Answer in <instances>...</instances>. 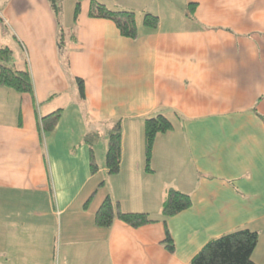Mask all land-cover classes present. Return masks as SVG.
Returning a JSON list of instances; mask_svg holds the SVG:
<instances>
[{"label": "crops", "instance_id": "0c3cea01", "mask_svg": "<svg viewBox=\"0 0 264 264\" xmlns=\"http://www.w3.org/2000/svg\"><path fill=\"white\" fill-rule=\"evenodd\" d=\"M55 1L59 21L50 0H0V47L33 86L32 97L0 85V264H54L56 252L57 264H190L209 240L244 228L257 232L252 259L264 264V0H98L136 12V39L89 18L90 0L75 21L77 0ZM144 13L158 17L155 30ZM57 110L54 130L40 132L39 117ZM157 114L173 128L156 136L147 167L144 121ZM117 121L120 167L109 175ZM169 189L192 204L164 217ZM107 196L154 222L96 226Z\"/></svg>", "mask_w": 264, "mask_h": 264}, {"label": "trees", "instance_id": "16d2710c", "mask_svg": "<svg viewBox=\"0 0 264 264\" xmlns=\"http://www.w3.org/2000/svg\"><path fill=\"white\" fill-rule=\"evenodd\" d=\"M52 11L58 20L60 18V7L55 0H50ZM81 0H77L74 6L73 20L75 21L80 11ZM88 17L92 19H106L112 21L120 34L128 39H136L139 36L137 26V14L133 10L109 9L98 0H90ZM59 21V20H58ZM144 27L155 30L158 27L159 19L151 13H144L142 17ZM60 27L58 34V44L60 49L65 45L66 34ZM74 41L75 35L71 36ZM61 49V50H62ZM13 58V51L7 47H0V85L13 89L19 93H27L33 97V86L30 73L27 67L19 69L10 64ZM79 94L84 97V82L81 78H76ZM60 110L54 111L38 119L40 132H50L54 130L59 118ZM173 128L170 120L157 114L147 117L144 121V147L145 160L148 167L155 138L160 133H165ZM92 138L91 135L88 136ZM88 138V139H89ZM122 130L120 121L115 122L107 133V148L105 152V165L109 175L116 174L120 167ZM90 170L97 172V164L93 149L90 148ZM192 202L190 195L176 189H169L162 204V215L171 217L190 208ZM115 220L122 221L132 228H139L153 223L147 213L143 212H123L117 203L106 197L97 208L94 215V223L98 227L108 228ZM258 241V234L249 229L235 230L209 240L199 252L191 259L190 264H256L252 259V253ZM168 252L174 250V243L168 231L163 241Z\"/></svg>", "mask_w": 264, "mask_h": 264}, {"label": "rangeland", "instance_id": "374dc122", "mask_svg": "<svg viewBox=\"0 0 264 264\" xmlns=\"http://www.w3.org/2000/svg\"><path fill=\"white\" fill-rule=\"evenodd\" d=\"M73 0H70V3L69 4H71V5H73V2H72ZM104 4V3H103ZM67 2H65V7H64V12L66 13V11H67ZM66 9V10H65ZM112 10H114V9H112ZM13 60H14V53H13V59H11L10 60V64H12L13 63ZM99 179V178H98ZM97 179V180H98ZM97 180H95V181H97ZM49 218L50 217H48V219H47V221H49V226H51V220H49ZM57 219L56 220H59V217H56ZM59 238V236H58V233L56 234V243H55V247H56V251L58 250V246H59V243H58V241H57V239ZM58 263V253L56 252V254L54 255V264H57Z\"/></svg>", "mask_w": 264, "mask_h": 264}]
</instances>
